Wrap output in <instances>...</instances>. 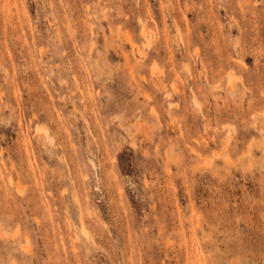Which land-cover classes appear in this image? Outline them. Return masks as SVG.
Segmentation results:
<instances>
[{"label":"rangeland","instance_id":"1","mask_svg":"<svg viewBox=\"0 0 264 264\" xmlns=\"http://www.w3.org/2000/svg\"><path fill=\"white\" fill-rule=\"evenodd\" d=\"M0 264H264V0H0Z\"/></svg>","mask_w":264,"mask_h":264},{"label":"bare ground","instance_id":"2","mask_svg":"<svg viewBox=\"0 0 264 264\" xmlns=\"http://www.w3.org/2000/svg\"><path fill=\"white\" fill-rule=\"evenodd\" d=\"M141 35L148 41V45H150L152 40V35H150L148 26L144 22L141 23ZM132 49L134 52L138 54L142 53L141 49L138 47V45H136L135 42H132Z\"/></svg>","mask_w":264,"mask_h":264}]
</instances>
